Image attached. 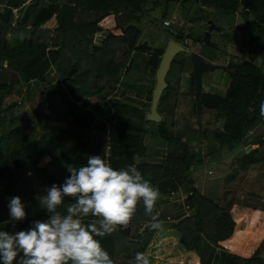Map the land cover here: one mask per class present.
<instances>
[{"label":"trees","instance_id":"trees-1","mask_svg":"<svg viewBox=\"0 0 264 264\" xmlns=\"http://www.w3.org/2000/svg\"><path fill=\"white\" fill-rule=\"evenodd\" d=\"M26 1L0 0V5L4 9L5 3L19 6ZM146 1L66 0L59 6L55 0H37L16 29L10 26L9 8L0 14V92L9 91L16 78L14 74L24 82L44 79L47 74L56 77L57 83H48L43 89L44 98L32 109L30 118L40 132L56 129L60 135L56 141L42 144L30 134L27 125H21L22 121L7 113L8 107L0 106V221L7 216L6 197L28 198L29 182L25 171H38L39 195H44L43 189L53 184H62L66 165L60 160L67 151L80 146L78 136L81 132H87L86 143L91 142L94 152H100L102 157L106 136L104 124L95 117L94 110L98 108L75 114L74 103L84 105L85 100L118 84L119 74L131 60L130 51L135 48L138 35L131 22L136 20L135 14L142 10ZM212 1L233 11L238 6L237 0H199V3L205 6ZM244 8L256 18L255 23L245 22L249 43L256 42L257 47L264 48V0H251ZM259 8L262 10L258 15ZM52 17L56 22L53 31L39 28ZM26 29L29 31L24 35ZM96 34H104V37L94 45ZM161 54L162 51H157L151 57L148 65L151 69L156 68ZM7 70L12 72V77L9 76V82L5 83ZM261 103H264V76L249 63L242 64L237 74L229 78L224 98L201 95V106L214 110L224 121L222 132L215 133L214 139L220 146L228 145V150L257 125H261L260 136L264 140ZM99 109L106 112L112 109L139 122L137 125L115 123L107 131L111 166L127 169L133 160L143 157V125L147 121L142 112L119 101H112L109 106L100 104ZM93 123L97 124L92 127ZM158 135L173 146L172 151L159 165H139L137 170L159 190V200L169 195L173 197L178 189L187 188L182 204L189 215L176 224L164 223L160 228H153L143 205H139L126 229L97 237L113 264L118 257L124 260L123 264H130L136 252L148 255L152 242L158 244L166 238L164 232L168 230L175 233L181 250L198 257V264H264V209L225 199L221 201L217 195L200 193L188 176L193 157L188 156L186 148L176 139L166 134L162 124H158ZM255 152L253 149L242 157L240 164H245L246 160L253 162ZM47 155H51L50 162L37 166ZM26 213L25 222L15 228L7 226L4 230H27L36 220L46 219L37 200H28ZM129 226L135 227L134 237L130 235Z\"/></svg>","mask_w":264,"mask_h":264},{"label":"rangeland","instance_id":"rangeland-1","mask_svg":"<svg viewBox=\"0 0 264 264\" xmlns=\"http://www.w3.org/2000/svg\"><path fill=\"white\" fill-rule=\"evenodd\" d=\"M250 1L237 0L238 6L233 11L213 1L202 6L199 0L185 2L147 0L142 10L135 14L136 20L131 22L138 35L134 43L135 48L130 51L131 60L124 65L123 71L119 74L120 82L137 91L147 90L142 87V83L152 88L155 69L148 66L149 60L157 51H163L169 41L182 45L183 38H186V47L190 52L198 54L210 64L222 66V70L205 73L201 77V95L211 94L220 99L224 98L229 77L223 71V67L238 68L244 63H249L264 76V48L257 47L256 42L249 43L248 30L245 27L246 21L256 22L254 14L244 8ZM224 4L227 6L228 1ZM239 7L242 8L239 10ZM261 10L260 8L257 10L258 15L261 14ZM163 21L173 23L166 27ZM187 25H190L188 26L190 35L178 38ZM208 25L215 29L209 31L207 43L199 44ZM103 35L96 34L93 44L100 43ZM7 78L9 77H5V83L9 82ZM165 81L167 86L161 94L156 110L161 121L147 122L148 132L153 131V136L159 138V144H162L164 140L158 135V124H162L166 134L186 148L188 156L193 157L188 176L202 194H214L221 201L225 199L227 202L235 201L264 209V140L260 136L261 125L246 133L232 150H228V145L220 146L214 139L215 133L222 132L223 119L218 118L214 110L202 106L199 113L195 114L191 67L187 55L180 53L174 57V63L171 64ZM108 90L103 95L107 94ZM0 106L8 107L7 113L22 121L21 125L25 124L27 119L24 120L21 116L28 107H23L12 87L9 91L0 92ZM165 147L168 153L173 149L172 145L165 144ZM253 149L256 150L252 156L253 162L246 160L245 164L241 165V158L249 155ZM211 187L212 192H206L209 190L206 188ZM179 190L182 199L186 190L184 192L182 188ZM165 207L170 217L173 213L171 207ZM185 217H188L187 214ZM165 222L173 221L167 219ZM164 235L170 240L164 245H158L162 240L158 244L152 242V246L149 247L151 252L161 254V259H164L162 261L165 263L168 262L165 259L170 260L177 255L175 258L178 259V264H198L196 255L186 250L180 251L176 240L174 242L171 240L170 232H164ZM123 263L124 260L120 257L114 262ZM170 263H174L173 260Z\"/></svg>","mask_w":264,"mask_h":264},{"label":"clouds","instance_id":"clouds-1","mask_svg":"<svg viewBox=\"0 0 264 264\" xmlns=\"http://www.w3.org/2000/svg\"><path fill=\"white\" fill-rule=\"evenodd\" d=\"M260 115L264 117V103ZM50 160L45 156L43 163ZM68 172L70 176L62 184H53L43 189L44 195L35 197L47 220H36L27 230H0L2 264H113L97 237L127 227L141 204L151 226L161 227L156 211L159 190L135 167L114 169L100 155H91L86 165L68 168ZM66 198L74 202L62 213L58 209ZM8 209L10 219L4 225L15 228L27 218L19 196L10 198ZM130 264H150V260L145 253L136 252Z\"/></svg>","mask_w":264,"mask_h":264},{"label":"crops","instance_id":"crops-1","mask_svg":"<svg viewBox=\"0 0 264 264\" xmlns=\"http://www.w3.org/2000/svg\"><path fill=\"white\" fill-rule=\"evenodd\" d=\"M36 1L37 0H28L24 4H21L19 6H14L12 4H6L5 3V7L0 12V14L4 13V10H6L5 9L6 7H7V9L9 8L11 11V15H12V22H11L10 26L12 28L16 29L22 23V21L25 18L30 6L34 5ZM55 1L59 4V6H63L66 2V0H55ZM39 28L40 29H46L48 31H53L56 28V22H55L54 17L50 18L43 25L39 26ZM28 31L29 30L26 29L24 31V35H26L28 33ZM7 39H9V36H7ZM2 66L5 69V63H3ZM11 73L12 72L9 70L5 71L4 77H9V76L12 77ZM14 75L16 78H14L12 89H13L14 94L17 97V99H19L21 101V103L23 104V107L24 106L28 107L27 111L24 110L21 118L24 120H25V118L27 119L25 122V125H27L30 128V134L35 136L38 141L41 140L42 144L45 142L47 144H50V143L56 141L60 136L58 134V130L53 129V130H49L45 133L40 132L38 130L37 126L31 120L30 112L44 98L43 89L46 87V85H48V83H53V84L57 83L58 82L57 78L50 76V74H47L44 77V79L30 80L28 82H24V81H22V78L20 76H17L16 74H14ZM119 82H120V78H119ZM144 85H146V83L145 84L142 83V87L146 88L147 90L137 91V90L130 88V86L124 85L120 82V83L116 84L114 86V88H112L110 90L106 89L109 91L107 94L103 95V93L106 91V90H104L103 92H101L97 96H94L92 98L85 100L84 105H82L81 103L75 104L74 102H72L75 105L74 113L75 114L83 113L85 111H89V110L97 107L98 109L94 110V111H96L95 117H96V119H100L99 123L104 124V130L103 131H104L105 136H107V131H108L110 125H113L115 123L126 124V125H128V124L137 125L139 122L135 121L132 117L123 116V115L121 116L118 113L114 112L112 109H110L109 112H106V111H104V109H99V107H100V104H106L109 106L112 101H119L120 103H124V104L128 105L129 107L135 108L138 111L142 112L143 117H144L145 113L148 111V106H149L150 99H151V91L153 88V85H152V88L146 87L147 85L146 86H144ZM64 97L65 98L68 97L67 93L64 94ZM17 104H18V102H17ZM144 121H145V117H144ZM96 124L97 123H93L92 127H94ZM148 131H149L148 124H144L143 125L144 135H143V139H142L143 157L141 159L133 160V162L131 164V166L135 167L136 169L139 165H148V166L159 165L162 162L163 158L166 156V154H168L167 148L165 147L166 143L164 144V141H162V144H159L160 139L159 138L157 139L153 136V134H152L153 131H151V130H150L151 132H148ZM86 139H87V132H81L78 136V142H79L80 146H78L77 148H74L72 150L67 151V153L62 158V160H60L66 165L64 167L63 172H62V179H61L62 183L64 182L66 177L70 176V173L68 172V168L78 169L80 166L86 165L87 159L89 156H91V155H100L101 156L100 152L99 153L94 152V146L91 142L86 143ZM48 157L51 158V155ZM54 157L55 158L58 157L57 153H54ZM43 164L44 163H43V158H42L41 162L39 164H37V166H43ZM29 171H31V173H32L31 176L27 175V173ZM50 173L52 174V172H50ZM25 176L28 178V182H29V193H28L27 199H21V200H22V203H24V205H25V211H26L28 200H36L35 197L37 195H39L38 171L36 169L27 170V171H25ZM49 176H50V174H49ZM206 189H209L206 192H212V190H213L212 187H211V189L210 188H206ZM177 191L174 194L175 196L172 197V195H169L168 197L160 198V200L158 199V201L156 203V209H157V212L159 213V218H160V221H162V224L166 223L165 222L166 219H170V221H173L172 223L169 222L170 224H176L177 222H179L180 220L185 218L186 214L188 216V212L184 210V206L182 204V199L180 197L181 190L178 191V195H176ZM184 191H185V189L182 188V192H184ZM200 193H202V192H200ZM9 200H10L9 197H6L4 199V209H6L7 216L4 220H1L2 222L10 219V214H9V209H8ZM72 202H74V201H72L70 198H66V200L64 201V204L58 209V211H61L62 213L66 212V208ZM165 206L171 207V211L173 213L170 217L166 213V207ZM41 209L44 211V216L46 217L45 220H47L48 217L46 215L45 210L42 207H41ZM25 221H23V222H25ZM20 224L21 223H17L15 225V227H17ZM7 226L12 227L11 224H8V225L3 224L0 226V230H4V228ZM129 228H130L131 237H134L135 236L134 235L135 227L129 226ZM122 229H126V228L124 227ZM167 232H170V234H172L170 237H171V240L174 242V240H176L175 233H173L171 230H168ZM167 240H170V239L167 237L165 240H162L158 245H164ZM180 251L182 252V250H180ZM181 252H179V253H181ZM147 256L150 260V264H169L170 262H172V260L174 262L172 264H178L177 263L178 259L175 258L177 255L174 257L175 259L174 258L173 259L171 258L170 260L165 259L168 261L166 263L164 261H162V260H164V259H161L162 255L157 253V252H151V250H150V252L148 253ZM193 263H195V262L193 261ZM0 264H2V262H0ZM14 264H15V262H14Z\"/></svg>","mask_w":264,"mask_h":264},{"label":"water","instance_id":"water-1","mask_svg":"<svg viewBox=\"0 0 264 264\" xmlns=\"http://www.w3.org/2000/svg\"><path fill=\"white\" fill-rule=\"evenodd\" d=\"M172 1V0H165V2ZM179 1V0H175ZM187 0H182L185 2ZM242 7H239V10ZM188 26L183 31V37H186L190 31H188ZM214 27L209 25L207 31L204 34V41H206L207 37L209 36V31L213 30ZM186 44V41L183 42ZM184 54L188 56L191 73H192V87H193V103L195 114L197 115L200 111L201 107V76L205 73L213 72L218 68V66L206 63L203 61L202 57L196 53H192L188 50V48L180 45L174 41H169L165 48L162 51V54L158 60L156 68L154 70V85L151 91V99L148 106V111L145 113V121L152 122V123H159L161 121L160 116L157 113V105L158 101L161 97L162 92L165 90L166 84V76L168 74L169 68L174 60V57L177 54Z\"/></svg>","mask_w":264,"mask_h":264},{"label":"flooded vegetation","instance_id":"flooded-vegetation-1","mask_svg":"<svg viewBox=\"0 0 264 264\" xmlns=\"http://www.w3.org/2000/svg\"><path fill=\"white\" fill-rule=\"evenodd\" d=\"M209 27V25L207 26V28ZM215 29V28H214ZM184 31V30H183ZM182 34H183V32H182ZM204 34H205V32H203V36L201 37L202 39H200L199 40V44H202V43H207L208 42V38H209V36L207 37V39H206V41H204V39H203V37H204ZM190 34H188L187 36H189ZM186 36V37H187ZM183 37V35H181L180 37L178 36V38H182ZM177 38V39H178ZM182 40V45L184 46V47H186V44L184 45L183 44V42L184 41H186V43H187V40H186V38H183V39H181ZM187 48V47H186ZM203 59V58H202ZM203 61H204V59H203ZM204 62H206V61H204ZM206 63H208V62H206ZM213 65H215V64H213ZM216 66H218V65H216ZM237 69L238 68H229V67H223V71L227 74V76L230 78V77H233V76H235L236 74H237ZM219 70H222V66H218V68L216 69V70H214V71H219ZM207 74V73H206ZM191 75H192V73H191ZM205 74H203L201 77H203Z\"/></svg>","mask_w":264,"mask_h":264},{"label":"built area","instance_id":"built-area-1","mask_svg":"<svg viewBox=\"0 0 264 264\" xmlns=\"http://www.w3.org/2000/svg\"><path fill=\"white\" fill-rule=\"evenodd\" d=\"M3 10V7L0 5V12ZM14 13V12H13ZM172 21H163V25L168 27L172 24ZM98 121H100V119H97ZM110 156H111V145H110V141L108 140V137L106 136V141L102 150V159H104L108 164L111 165L110 163ZM23 222H21L22 224ZM4 223L2 221H0V226L3 225ZM12 226V225H11Z\"/></svg>","mask_w":264,"mask_h":264}]
</instances>
